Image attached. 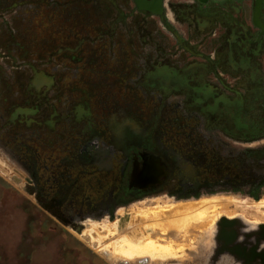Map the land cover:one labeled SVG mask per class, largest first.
<instances>
[{
  "label": "rangeland",
  "instance_id": "obj_1",
  "mask_svg": "<svg viewBox=\"0 0 264 264\" xmlns=\"http://www.w3.org/2000/svg\"><path fill=\"white\" fill-rule=\"evenodd\" d=\"M171 30L169 23L138 10L134 0H0V264H110L107 257L119 260L117 249L127 247L122 239L134 233L142 234L140 240L154 238L159 229L164 238L197 244L201 229L224 239L220 219L229 215L235 219L239 213L253 228L264 224V208L262 213L243 208L244 213L231 205L221 209L213 230L194 223L165 231L156 227L157 218L145 221L155 224L147 234L140 223L137 213L144 207L219 195L258 201L264 195V130L235 138L216 133L226 126L225 118L206 117L202 106L183 98L186 91L155 84V68L195 60ZM139 144L173 148L185 160L207 159L194 171V184H201L195 196L134 202L128 212L135 220L123 233L117 225L111 229L108 215L99 222L87 219L78 230L47 208L61 193L73 197L82 191L84 202L101 200L93 198L88 184L111 180V166ZM207 165H212L208 172ZM231 187L240 192L225 194ZM257 238L264 247V239ZM161 245L173 250L170 243ZM172 250L150 257L165 258ZM195 254L193 264H201L205 256ZM225 257L220 264H264L249 254L232 257L228 250ZM144 258L123 261L140 264Z\"/></svg>",
  "mask_w": 264,
  "mask_h": 264
},
{
  "label": "flooded vegetation",
  "instance_id": "obj_2",
  "mask_svg": "<svg viewBox=\"0 0 264 264\" xmlns=\"http://www.w3.org/2000/svg\"><path fill=\"white\" fill-rule=\"evenodd\" d=\"M252 2L251 25L234 20L229 24V20L226 24V37L214 49V57L206 55L205 62L197 65L190 62L179 67L164 65L154 69V76H157L153 79L155 84L170 92L186 91L183 98L188 95L192 103L202 106L200 110L206 117L225 118L226 126L220 125L213 131L232 138L237 134H252L264 130V32L256 25L259 22L258 16L264 23V7L256 16V1ZM163 9V15L142 12L168 23L165 19L164 0ZM161 148L160 144H139L128 148L127 158L111 166L115 173L114 177L110 176L111 180L88 184L89 190L97 195L93 198L100 197L101 200L84 202L80 195L82 191L75 192L73 197L71 194L66 197L65 193H61L57 200L47 204V208L65 223L84 230V221L87 219L100 221L108 215L114 221L120 210L129 209L137 201L147 199L153 202L173 198L177 202L179 198L195 196L198 192L195 187L198 188L201 184H194V171L200 163L205 166L208 160L198 159L197 156L185 160L183 156L178 157L177 150ZM135 166L143 168V177H132ZM210 166L212 165H207L205 171L211 170ZM226 177V181L230 182L231 175ZM231 188L224 193L240 192ZM247 194L256 198L251 192ZM71 197L73 199L70 200ZM232 220L235 225V220ZM262 225L264 224L257 229V237L264 239ZM222 228L223 234L226 227L222 225ZM244 254L251 255L250 251L242 250L239 256Z\"/></svg>",
  "mask_w": 264,
  "mask_h": 264
},
{
  "label": "crops",
  "instance_id": "obj_3",
  "mask_svg": "<svg viewBox=\"0 0 264 264\" xmlns=\"http://www.w3.org/2000/svg\"><path fill=\"white\" fill-rule=\"evenodd\" d=\"M252 6V0H207L204 4L199 3L197 0H164L165 19L171 26L174 36L176 35L177 38L186 41L188 53L195 59L191 63L195 65L204 63L206 55L214 57V49L226 37V24L229 20V24L232 22L231 20H234L251 25ZM263 7L264 0H262L261 9ZM259 21L264 25L260 17ZM162 23L164 24V22ZM257 26L264 32L262 27ZM21 121L27 123L26 119H22ZM129 209H123L124 212L120 214L121 218L115 219L113 222L122 233L127 224H131L132 220H135V217L130 216ZM238 217L234 219L235 225L233 227L237 236L231 243L221 237L219 238L218 235L213 239V236L209 235V229H201L198 232L197 244L193 243V241L186 242L174 235L173 237L170 235L164 238L162 231L158 229V233L155 234L154 239H157L161 244L170 243L173 246L175 254L167 256L168 258H161L160 256L155 259H151L150 257L148 260L144 258V261L141 260V262L145 264H193L192 259L196 255L195 253L200 254L201 252L205 256L204 259L206 258V264H210L211 262L213 264H220L226 261L225 252L227 250L231 252L232 257L241 255L243 248L250 251L252 246H256V249L262 248L264 250V247L257 244L258 228L251 227L248 222H243L241 216ZM116 220L118 221L117 223L115 222ZM122 227L124 228L122 229ZM119 233L122 234L121 232ZM141 235H139V238ZM159 236L162 237L160 238ZM108 253L105 251L107 256H109ZM107 258L109 259V263L111 262L110 264H126L123 260L115 262L110 257ZM204 259L201 264L205 263ZM150 260L151 262L149 263Z\"/></svg>",
  "mask_w": 264,
  "mask_h": 264
},
{
  "label": "bare ground",
  "instance_id": "obj_4",
  "mask_svg": "<svg viewBox=\"0 0 264 264\" xmlns=\"http://www.w3.org/2000/svg\"><path fill=\"white\" fill-rule=\"evenodd\" d=\"M140 11H142V10H140ZM180 204L179 205L175 204V206H172L170 204L172 207L168 204L166 207H164V206L163 207H160V206L144 207V209L142 208L141 210H139L137 214H140V218L143 220L142 221L140 219L141 220L140 223L141 224L144 223V229L146 230L147 234H148V232H150L151 228L154 229L155 224L153 226H151V224L149 225V224L145 223V221L147 222V220L149 221V219H157V218L159 220L158 221L155 220L156 225H157L156 227H160L164 230L166 228L171 230L169 227L175 228L177 230H182V229L188 228L189 226H191L194 223L201 224V225L208 224L210 226V229L213 230L215 228L216 219L218 217H220L221 215H223V214H221V213H223V212H221V209L227 208L230 205L235 206L236 209L238 208L239 210H241L244 213L248 212V210H243V208L254 210V212H256V213H258V212L262 213L261 209L264 208V195L258 201L257 200L256 201H248V199H246V198L240 197L238 195H232V196H223V197L215 196V197H209V198H202V199L194 201V202L188 201L187 203L183 204L181 202ZM163 211H166V212H163ZM162 215H164V217L166 215L165 218H167V219H168L169 215H173V216H170V217H172V219H170V217H169L170 220L166 221V220H164L165 219L164 217H163L164 219L162 218ZM224 216H225V214H224ZM233 216H234V214H233ZM238 216H239V213H238ZM231 217L229 215V217H226L225 220H224V218H222V220L220 219V221H221L220 224H222L224 226V228L226 227L225 228L226 230L223 232L222 236H224V239H226V241L229 243L234 241L236 239V236H237L236 232L233 231L234 221L232 219H227V218H231ZM242 217H243V215H242ZM244 218L245 217H243V219ZM152 221H154V220H152ZM249 223H250V221H249ZM251 223H253V222L251 221ZM115 225H116L115 223H114V225H112V227H111L112 230H115L117 228V227L115 228ZM110 226L107 225L106 228L110 227ZM207 228H208V226H207ZM107 229H108L107 230L108 232L109 231L112 232V230L110 228H107ZM114 232L115 231H113V233ZM138 234L134 233L133 237L122 239V242H125L127 244V247L125 246L126 248L125 247H124L125 249L121 248V250L117 249L118 250L117 254L119 256H116V259H118L117 257L120 258V256H121L120 259L129 260V259L135 257V255L136 256L142 255L143 257H147L149 255V257H150V256H154L155 254L159 255V254H162V252L165 253L167 251L172 250V249H169L168 245H166V247H163L164 245L162 246L161 244H159V241L157 239L155 240L154 238H152L150 236L146 237V239L143 238L140 240L138 237ZM137 237H138V239H137ZM117 240H118V238H117ZM125 243H123V245H121V246H124ZM113 245H114V243H113ZM119 247H117V248H119ZM114 252H115V250H114ZM164 253L162 255H164ZM115 254L116 253H114L113 255L115 256ZM251 254H254V255L258 254L259 258L261 259V262H264V251H257L256 248L252 247L251 248ZM113 255H112V257H113ZM123 257H124V259H123ZM147 260H148V258H147ZM117 261L118 260H116V262ZM142 264H145V263L142 262Z\"/></svg>",
  "mask_w": 264,
  "mask_h": 264
},
{
  "label": "water",
  "instance_id": "obj_5",
  "mask_svg": "<svg viewBox=\"0 0 264 264\" xmlns=\"http://www.w3.org/2000/svg\"><path fill=\"white\" fill-rule=\"evenodd\" d=\"M198 1L201 4H204L207 0H198ZM255 1H256L255 15L258 16L259 10L261 9L262 6V0H255ZM134 2L139 10L148 11L158 15L164 14L163 0H134ZM257 19L259 21V16L257 17ZM257 25L262 27L264 30V25L260 21L257 23ZM143 173H144L143 168H138L135 166L132 171V177L133 178L143 177L144 176Z\"/></svg>",
  "mask_w": 264,
  "mask_h": 264
}]
</instances>
